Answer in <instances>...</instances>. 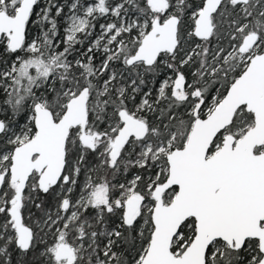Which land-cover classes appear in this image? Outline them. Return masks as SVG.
<instances>
[{"label": "snow or ice", "instance_id": "1", "mask_svg": "<svg viewBox=\"0 0 264 264\" xmlns=\"http://www.w3.org/2000/svg\"><path fill=\"white\" fill-rule=\"evenodd\" d=\"M0 264H264V0H0Z\"/></svg>", "mask_w": 264, "mask_h": 264}]
</instances>
